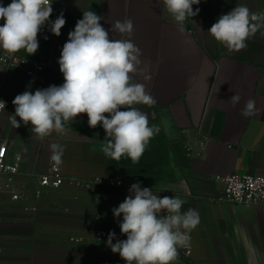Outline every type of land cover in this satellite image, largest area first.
<instances>
[{"label":"crops","instance_id":"obj_1","mask_svg":"<svg viewBox=\"0 0 264 264\" xmlns=\"http://www.w3.org/2000/svg\"><path fill=\"white\" fill-rule=\"evenodd\" d=\"M10 3L0 0L4 6ZM238 5L264 12V0H201L192 6L193 11L199 8L198 14L181 28L162 0H53L49 22L63 14L61 35H54L46 23L38 33V50L32 55L18 52L49 65L36 78L16 69L5 74L2 96L8 106L2 129L24 155L15 187L25 190L26 199L15 201L7 190L0 192V264H126L111 251L107 239L112 231L113 243L126 239L119 227L122 215L114 217L112 209L137 182L161 198L177 192L185 201L182 212L193 208L199 213L200 223L191 232L192 259L173 264H264V209L210 199L217 192L216 175L264 174V28L239 52H229L208 32ZM88 10L103 17L100 23L110 38H130L141 49V67L150 69L151 80L139 75L134 79L145 84L156 103L135 107L160 131L138 163L127 156L119 161L107 157L102 151L105 131L99 124L90 128L87 114L67 124L66 134L53 133L44 140L19 117V128L10 121L16 95L63 84L58 64L62 47ZM125 19L134 23L131 37L111 33V24ZM3 23L0 20V26ZM236 93L241 100L233 106L230 98ZM249 99L257 111L245 117L241 110ZM53 142L64 147L59 166L65 184L43 188L37 197L38 175L53 162ZM95 179L99 180L90 185L75 183ZM107 180L126 184L111 185ZM164 188L169 190L161 191ZM98 230L107 235L98 238Z\"/></svg>","mask_w":264,"mask_h":264},{"label":"clouds","instance_id":"obj_2","mask_svg":"<svg viewBox=\"0 0 264 264\" xmlns=\"http://www.w3.org/2000/svg\"><path fill=\"white\" fill-rule=\"evenodd\" d=\"M201 0H162L167 12L178 26L189 17L198 14L193 5ZM53 0H11L7 6L0 4V49L9 55L26 50L29 55L39 48L38 33L46 23L50 31L61 35L66 20L61 13L53 22ZM101 17L94 11H83V18L76 22L68 33L58 60L64 82L37 89L34 93L24 91L13 99L15 114L10 121L15 128L31 125V131L39 140L53 133L64 135L66 125L80 114H87L88 125L99 124L105 131L103 153L119 161L127 156L138 163L146 146L159 128L149 125L146 113L135 105H155V98L143 83L135 81L139 75L151 80L148 65L141 67V49L130 39L110 38L109 30L100 23ZM264 28V12H252L245 5H238L221 15L208 30L209 34L229 52H239L247 46V40ZM111 33L131 37L134 23L131 19L117 20L111 24ZM47 39V37H45ZM241 100L236 93L230 98L233 106ZM0 108L5 102L0 101ZM255 101H246L241 114L245 117L256 114ZM107 114V115H106ZM63 145L50 144V160L62 163ZM164 188L161 191H167ZM129 195L118 207L112 209L119 223L124 240H116L110 232L107 244L113 253H119L126 264H173L178 259L179 249L190 246V233L199 225L197 210L189 208L182 212L185 201L158 197L152 189L133 183Z\"/></svg>","mask_w":264,"mask_h":264},{"label":"built area","instance_id":"obj_3","mask_svg":"<svg viewBox=\"0 0 264 264\" xmlns=\"http://www.w3.org/2000/svg\"><path fill=\"white\" fill-rule=\"evenodd\" d=\"M186 20L183 23L184 26ZM48 65L49 62L46 60L31 59L18 52L9 55L0 49V70L3 71L0 73V101L5 102V108H0V192L7 190L11 199L15 201L26 199L25 190L15 187V179L23 169L24 155L21 151L13 148L11 138L2 129V117L5 115L8 106L2 96L5 74L10 69H16L28 78H36ZM98 180L76 181L75 183L77 185H90ZM213 181L217 192L210 198L211 200L242 207L264 209V174H254L249 171L234 172L229 175H216L213 177ZM107 183L118 186L126 184L123 180H107ZM38 184L37 197L40 196L43 188H61L65 184V176L60 166L52 162L46 171L38 175ZM165 196L181 198L177 192H168ZM96 235L98 238H103L107 233L98 230ZM192 256L193 239L192 233H190V246L186 249H179L178 259H192Z\"/></svg>","mask_w":264,"mask_h":264},{"label":"water","instance_id":"obj_4","mask_svg":"<svg viewBox=\"0 0 264 264\" xmlns=\"http://www.w3.org/2000/svg\"><path fill=\"white\" fill-rule=\"evenodd\" d=\"M188 28H191L190 26Z\"/></svg>","mask_w":264,"mask_h":264}]
</instances>
